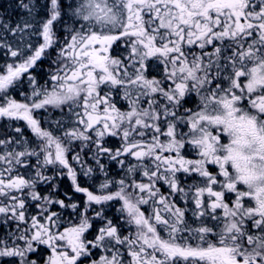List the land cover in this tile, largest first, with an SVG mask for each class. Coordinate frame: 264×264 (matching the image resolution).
I'll return each instance as SVG.
<instances>
[{
    "label": "snow or ice",
    "instance_id": "obj_1",
    "mask_svg": "<svg viewBox=\"0 0 264 264\" xmlns=\"http://www.w3.org/2000/svg\"><path fill=\"white\" fill-rule=\"evenodd\" d=\"M31 27L25 23L12 31ZM39 35L42 43L27 45L30 55L0 72V118L26 122L39 147L0 154V196L7 199L0 201V214L16 220L19 233L0 239V258H14V264H83L93 249H104L91 264H264V0H48ZM117 42L127 51L123 58L112 55ZM50 49L56 51L51 87L38 88L30 77V97L10 96ZM153 60L163 70L160 78L148 75ZM113 93H122L127 110L117 107ZM192 95L199 101L195 109L185 107ZM49 107L67 108L78 127L64 130L61 121L54 122L55 129L43 126L37 113ZM182 127L188 131H178ZM106 136H120L123 144L113 153L103 146ZM77 140L82 147L94 144L97 156L128 155L138 164L128 166L127 178L106 179L89 190L77 182L69 162V145ZM22 142L23 137L9 138L0 146ZM188 148L195 158L185 155ZM31 157L39 168L67 169L75 191L85 194L76 222H65L47 207L26 217L29 198L65 206L36 191L25 195L38 180L54 179L40 171L32 179L13 175L17 166L30 167ZM71 159L85 177L92 174L79 153ZM138 168L147 182L136 179ZM178 173L194 175L201 184L186 191ZM161 182L168 195L157 187ZM112 186L117 190L110 191ZM189 192L191 221L176 200L179 195L188 203ZM109 201H122L120 211L133 228L127 235L101 211L88 215L93 205ZM94 218L103 226L87 239ZM41 245L48 254L33 259Z\"/></svg>",
    "mask_w": 264,
    "mask_h": 264
},
{
    "label": "trees",
    "instance_id": "obj_2",
    "mask_svg": "<svg viewBox=\"0 0 264 264\" xmlns=\"http://www.w3.org/2000/svg\"><path fill=\"white\" fill-rule=\"evenodd\" d=\"M24 4H28L29 8H24ZM47 4L48 0H0V72L4 71L7 64L18 63L26 55H30L31 51L28 49L27 45L31 44L32 47L35 48L41 42L39 29L41 28L42 22L47 19ZM65 21L71 23V21H68V18ZM25 23L31 24L32 27L29 29H25L23 32L12 31V29H16L17 25L23 28V25ZM57 25L55 26L56 29H60L57 30V34L61 36V33L64 32V30L61 26L60 28L57 27ZM11 46H13V49ZM11 50H19L20 56L12 57L10 55ZM48 53H50V55L47 54V59L40 62L38 69L34 70L33 73L36 76V82L38 81L37 83H40V85L46 83L45 86L49 82H51L50 76L47 74V72L52 68V64L49 62V59L54 60L52 58H54V55H56V51L50 49ZM31 87L32 84H30L28 77L21 78L20 81L15 85V87L9 90V95L12 97L15 96L14 98H16L17 100H24V98L22 97L30 95L29 90H32ZM45 111L47 113L44 112V110H40L39 112L41 113V115L46 117L44 119L43 126L50 129H55L57 125L54 122L59 121L57 120V118H59V115H63V110H61L60 112H58L56 109H48ZM62 125L64 127L66 124ZM16 128L23 129L24 132L21 131L20 133H16ZM55 134L60 135V132L57 131L55 132ZM22 137L23 142L20 145L12 143L10 145H7L6 148H9V151H22V144L26 140L28 141V144H31V146L33 147L31 149H36L37 151H39L37 138L35 137L34 133L31 132L30 128H28L27 126L25 127L24 123L21 124V122L11 121L10 119L0 120V140H7L11 138L13 141H17L21 140ZM122 144L123 141L120 136H106L103 142V146L112 149L113 153L116 149L120 148ZM3 147L5 146H0L1 154H3L4 152V149H2ZM16 147L18 149H16ZM69 147L73 150L69 154V162L77 171V182L82 187H88L89 190L92 191L98 190L99 185L106 179L119 181L120 179L127 178L129 176V173L127 171L128 166L138 164L137 161L135 162L132 160V158H128L124 155L117 157L116 159H112L109 154L97 156V149L94 144H89L86 147H82V142L78 140L73 141L69 145ZM76 153H79V155L82 157L85 168L91 167L93 169V172L89 177H85L82 174L83 170L81 169V167L71 159L72 155H75ZM40 159L41 161L43 160L42 154ZM97 160L99 161V164L97 163ZM118 161L124 162L123 167ZM29 163L31 164V171L26 172L22 170L23 173H21L25 178H35V172L40 171L43 176L53 177L54 179H52L50 182L38 180L34 189L25 190V195H27V193L31 191H40L39 193L41 194V196L50 197L52 200H63L65 206H61L55 203L51 205H44L42 201H33L29 198L26 201V217L37 215L39 212V207H47L50 211L57 212L65 222H76L79 213L83 209L84 202L86 201V196L83 193L75 191V187L73 185L71 177L67 175V169H61V166L59 165H49L46 168H39L37 167V161L35 157H31L29 159ZM143 163L147 165L149 162L148 160H145ZM99 165H103V169H101ZM18 168L19 167H17V169ZM16 173H19L18 170L16 171ZM13 175H15L14 172ZM134 175L136 179H143V182H147V180L142 178V176L140 175L139 168ZM159 186L161 187L160 191L163 194L168 195V187H166L162 182ZM109 190L114 192L117 190V188L115 186H112ZM0 201L7 203V199L3 196H0ZM73 203L79 205L80 207L76 209L71 208L70 205ZM121 206V201H109L103 205H93L92 209L89 210L88 215L90 217H95V212L101 211L104 217L113 221V223L120 229L122 234L127 235L130 231L133 230V228L126 224L124 218L125 214L120 211ZM45 214L47 215V213ZM1 215L2 214H0V216ZM3 220L4 222L0 223V239H2V237L4 238L5 235H14V233L15 235L19 234L16 231L17 227L15 226V221H13L12 218L6 217ZM92 223L93 228L88 232V238H93L96 229L103 226V220L101 218H94ZM21 225L22 227H25L23 223H21ZM10 230H13V232L10 233ZM40 248V257H44L45 253H42L41 246ZM92 259L93 257L91 258V260Z\"/></svg>",
    "mask_w": 264,
    "mask_h": 264
},
{
    "label": "flooded vegetation",
    "instance_id": "obj_3",
    "mask_svg": "<svg viewBox=\"0 0 264 264\" xmlns=\"http://www.w3.org/2000/svg\"><path fill=\"white\" fill-rule=\"evenodd\" d=\"M193 51H197V53H198V49L193 48ZM112 55L113 56H119L120 58H123L124 56L127 55V51H126V49L122 43L117 42V44L113 45ZM148 65H149L148 66L149 77L155 76L157 78H160V75H161L163 70H162L161 66L159 65V63H157L156 61L153 60V61H149ZM129 70L131 71V69H129ZM113 96H114L113 102L116 103L117 107L121 108V110H127L128 105H127V102L124 99H122V93H121V95H117L116 93H113ZM22 98H24V97H22ZM20 101H23V100H20ZM192 102H195V103L198 102V98L195 95H192L191 97H188L186 99L185 107L188 108ZM144 106L147 107L146 104ZM77 110H79V109H77ZM37 118L42 119V122H44V119L46 117L41 115V113L38 112ZM3 119H7V118H0V120H3ZM11 121H15V120H11ZM16 122H21V124L26 123L24 121H16ZM178 131H185L186 132V131H188V129L186 127H182V128H178ZM137 139H139V138L137 137ZM161 139H163V137H161ZM185 155L188 156L189 158H195V153L190 148L185 150ZM124 156H127L128 158L130 157V158H132L133 161L136 162V159L134 157H131L128 155H124ZM210 170L215 172L216 167L213 166L212 168H210ZM177 177H178L179 181L181 182V186L185 187L186 191H188V186L192 185L193 183L201 184L200 179L194 175L178 173ZM159 185H157V187ZM164 185L166 187H168L166 184H164ZM159 188H161V187L159 186ZM165 195H167V194H165ZM184 199H186L188 201V203L185 204L183 202V200L179 197V195H177V197H176L177 203L179 204L180 207L186 209V216L191 221L192 219H194V217L192 216V210H194V204L192 202V192H189L188 196L185 197Z\"/></svg>",
    "mask_w": 264,
    "mask_h": 264
},
{
    "label": "rangeland",
    "instance_id": "obj_4",
    "mask_svg": "<svg viewBox=\"0 0 264 264\" xmlns=\"http://www.w3.org/2000/svg\"><path fill=\"white\" fill-rule=\"evenodd\" d=\"M67 2L69 3H73L74 2V0H67ZM35 16V15H34ZM67 19V17H65V20ZM60 24H58L57 25V27H59L60 28ZM41 27H42V24H41ZM57 30H60V29H57ZM62 30V29H61ZM61 32V31H60ZM59 32V33H60ZM66 35V32L64 31V32H62L61 33V36L60 37H64ZM40 43H42V38H41V42ZM15 46V45H14ZM12 47V49H13V46H11ZM48 52H49V50H48ZM45 59H47V53H46V55H45V57L44 58H42L40 61H38L37 62V64L32 68V69H29V72L28 73H25L21 78H26V77H28L29 78V82H30V77H35V84H36V86L38 87V88H50L51 87V83H52V81L51 82H49L46 86H45V84L43 83V85H40V83H37L36 82V76L33 74L34 73V70H37L38 69V67H39V63L40 62H42L43 60H45ZM52 59H56V55H54V58H52ZM54 60H50L49 59V62L52 64V68L47 72V74L51 77V75L55 72V70H56V65L55 64H53V61ZM20 62V61H19ZM18 62V63H19ZM31 84V83H30ZM31 89L33 90V85H32V87H31ZM32 90H29V97L31 96V93H32ZM199 102V101H198ZM198 102H192L190 105H189V107L188 108H193V109H195V107H196V105L198 104ZM48 109H50V110H54V109H56V108H52V107H49ZM48 109H46V110H48ZM58 112H60L61 111V109H56ZM181 111H183V110H181ZM40 112V111H39ZM44 112H46L45 110H44ZM47 113V112H46ZM62 113H63V115H59V118H57V120H59V121H61L62 122V124H66L64 127H63V129L64 130H71L73 127H78V125H76L75 123H74V120H75V117L71 114V113H69L68 111H67V109H63V111H62ZM61 113V114H62ZM24 125H25V127L27 126V124L26 123H24ZM28 127V126H27ZM29 128V127H28ZM23 132H24V130L23 129H21ZM25 146L29 149V150H31V148H33L32 146H31V144H28V141H26L25 140V142L22 144V151L25 149ZM2 149H4V151L5 150H7V151H9L7 148L5 149V147H3ZM16 149H18L17 147H16ZM0 154H1V150H0ZM28 161H29V159L30 158H26ZM17 167H19L17 170H18V172L19 173H16V172H14L15 173V175L16 174H21V173H23V171L22 170H24V171H26V172H30L31 171V168L30 167H22V166H17ZM22 175V174H21ZM40 192V191H39ZM14 194V193H13ZM26 201H27V199H26ZM122 202V201H121ZM144 208L145 209H148L149 208V206H144ZM26 215V214H25ZM38 215V214H37ZM46 215V214H45ZM6 217H9V218H12L10 215H8V216H6V215H4V214H2L1 216H0V223H2V222H4V218H6ZM124 218H126V214H125V216H124ZM13 219V218H12ZM13 221H15V226L17 227V225H16V223H17V221L16 220H14L13 219ZM8 222V221H7ZM6 222V223H7ZM20 226L22 227V225L20 224ZM22 228H24V227H22ZM10 233H12L13 232V230H10L9 231ZM14 235H15V233H14ZM19 235V234H18ZM88 235V233L86 234V236ZM6 237H8V235H5V237L4 238H6ZM3 237H2V239H4ZM87 239H92V238H88V236H87ZM41 247H42V253H45V255L44 256H46L47 254H48V249H47V247L46 246H44V245H41ZM122 251H123V249H121ZM38 253H36V254H33L32 255V258L33 259H37L38 257H40L41 255H40V253L39 252H41V248H40V246H39V248H38ZM95 251V252H94ZM94 252V253H93ZM103 254H105L104 253V249H93L92 250V256H91V258L93 257V259L92 260H96V259H98L99 258V256L100 255H103ZM82 261H83V264H91V259H84V258H82ZM0 264H14V258H10V257H3V258H0Z\"/></svg>",
    "mask_w": 264,
    "mask_h": 264
}]
</instances>
